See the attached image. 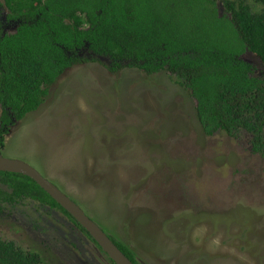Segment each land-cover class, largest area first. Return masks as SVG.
I'll return each mask as SVG.
<instances>
[{"label":"rangeland","instance_id":"374dc122","mask_svg":"<svg viewBox=\"0 0 264 264\" xmlns=\"http://www.w3.org/2000/svg\"><path fill=\"white\" fill-rule=\"evenodd\" d=\"M242 58L264 73L254 54ZM105 63L60 76L1 154L37 170L140 264H264V161L250 136H204L194 100L165 72ZM0 235L44 264H111L47 204L4 205Z\"/></svg>","mask_w":264,"mask_h":264},{"label":"trees","instance_id":"16d2710c","mask_svg":"<svg viewBox=\"0 0 264 264\" xmlns=\"http://www.w3.org/2000/svg\"><path fill=\"white\" fill-rule=\"evenodd\" d=\"M2 6L8 14L0 22V150L4 135L44 104L60 76L103 59L110 73L165 72L194 100L204 136L244 132L251 153L264 161V73L242 58L249 52L264 64V0H4ZM0 178L12 196L59 208L85 231L30 178L7 172ZM7 197L1 189L0 202ZM0 264L44 262L0 235Z\"/></svg>","mask_w":264,"mask_h":264},{"label":"water","instance_id":"95a60500","mask_svg":"<svg viewBox=\"0 0 264 264\" xmlns=\"http://www.w3.org/2000/svg\"><path fill=\"white\" fill-rule=\"evenodd\" d=\"M0 172L21 174L33 180L94 239L115 264H134L81 208L27 163L0 157Z\"/></svg>","mask_w":264,"mask_h":264},{"label":"flooded vegetation","instance_id":"af4514ba","mask_svg":"<svg viewBox=\"0 0 264 264\" xmlns=\"http://www.w3.org/2000/svg\"><path fill=\"white\" fill-rule=\"evenodd\" d=\"M5 20H6V18L4 19V21H1V23H4L5 22ZM10 131V130H9ZM8 134H9V132L6 134V135H4V147H5V145H6V142H7V140H6V136H8ZM4 147H3V149H4ZM3 149H1L0 150V157H2V158H5L4 157V155H2L1 153H2V151H3ZM1 189H3L5 192H7V194H8V201L6 200V199H2V201L0 202V214L3 212V206L4 205H18V204H21L23 201H31V202H34L33 200H31V199H28V198H20V197H15V196H12V190H11V188H7V185H3V184H1V178H0V190ZM61 207V206H60ZM53 208V207H52ZM62 208V207H61ZM53 209H58L59 211H61L59 208H56V207H54ZM63 209V208H62ZM62 212V211H61ZM63 213V212H62ZM69 214V213H68ZM63 215L65 216V217H67V218H69L67 215H65L64 213H63ZM73 223H74V221L71 219V218H69ZM91 219V218H90ZM92 220V219H91ZM93 221V220H92ZM94 222V221H93ZM95 223V222H94ZM98 225V224H97ZM100 227V226H99ZM101 228V227H100ZM82 230V229H81ZM83 231V230H82ZM102 231L107 235V236H110V235H108V233H106L103 229H102ZM84 233H85V231H83ZM86 234V233H85ZM87 235V234H86ZM88 236V235H87ZM89 237V236H88ZM89 239H90V241L91 242H93L92 241V239L89 237ZM9 241H12V240H9ZM112 241V240H111ZM13 242H15V241H13ZM113 242V241H112ZM16 243V242H15ZM93 244L98 248V249H100L102 252H104L101 248H100V246L96 243H94L93 242ZM105 253V252H104ZM104 255H106V254H104ZM106 257L109 259V257L106 255ZM136 258V257H135ZM137 260V259H136ZM109 261L111 262V264H115L111 259H109Z\"/></svg>","mask_w":264,"mask_h":264},{"label":"clouds","instance_id":"9594fccd","mask_svg":"<svg viewBox=\"0 0 264 264\" xmlns=\"http://www.w3.org/2000/svg\"><path fill=\"white\" fill-rule=\"evenodd\" d=\"M88 216V215H87ZM89 217V216H88ZM90 218V217H89Z\"/></svg>","mask_w":264,"mask_h":264}]
</instances>
